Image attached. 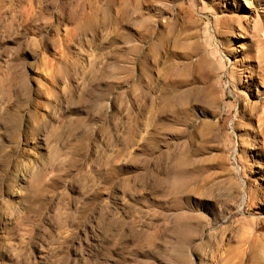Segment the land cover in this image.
Segmentation results:
<instances>
[{
    "label": "rangeland",
    "instance_id": "rangeland-1",
    "mask_svg": "<svg viewBox=\"0 0 264 264\" xmlns=\"http://www.w3.org/2000/svg\"><path fill=\"white\" fill-rule=\"evenodd\" d=\"M0 264H264V0H0Z\"/></svg>",
    "mask_w": 264,
    "mask_h": 264
}]
</instances>
